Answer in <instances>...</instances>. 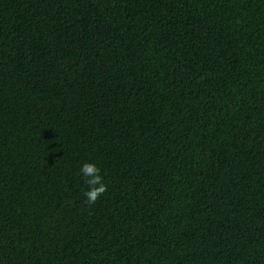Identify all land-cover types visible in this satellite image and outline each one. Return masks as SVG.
<instances>
[{
    "label": "trees",
    "instance_id": "16d2710c",
    "mask_svg": "<svg viewBox=\"0 0 264 264\" xmlns=\"http://www.w3.org/2000/svg\"><path fill=\"white\" fill-rule=\"evenodd\" d=\"M0 264H264V0H0Z\"/></svg>",
    "mask_w": 264,
    "mask_h": 264
},
{
    "label": "clouds",
    "instance_id": "9594fccd",
    "mask_svg": "<svg viewBox=\"0 0 264 264\" xmlns=\"http://www.w3.org/2000/svg\"><path fill=\"white\" fill-rule=\"evenodd\" d=\"M84 183L88 186L84 195L88 204H94L107 191L100 168L94 162H85L80 167Z\"/></svg>",
    "mask_w": 264,
    "mask_h": 264
}]
</instances>
